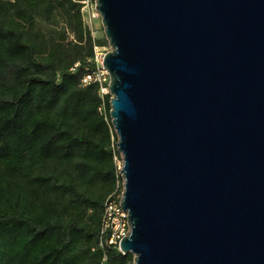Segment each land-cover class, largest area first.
<instances>
[{
  "label": "water",
  "instance_id": "1",
  "mask_svg": "<svg viewBox=\"0 0 264 264\" xmlns=\"http://www.w3.org/2000/svg\"><path fill=\"white\" fill-rule=\"evenodd\" d=\"M132 264H264V0H94Z\"/></svg>",
  "mask_w": 264,
  "mask_h": 264
},
{
  "label": "trees",
  "instance_id": "2",
  "mask_svg": "<svg viewBox=\"0 0 264 264\" xmlns=\"http://www.w3.org/2000/svg\"><path fill=\"white\" fill-rule=\"evenodd\" d=\"M56 16L73 38L35 28ZM106 43L92 38L81 0H0V264L133 262L97 246L122 179L110 94L82 78L93 45Z\"/></svg>",
  "mask_w": 264,
  "mask_h": 264
},
{
  "label": "built area",
  "instance_id": "3",
  "mask_svg": "<svg viewBox=\"0 0 264 264\" xmlns=\"http://www.w3.org/2000/svg\"><path fill=\"white\" fill-rule=\"evenodd\" d=\"M81 11L86 12L88 21L100 18L98 12L95 10L94 0H81ZM86 24L88 25L89 23L87 22ZM104 47V45H93V68L82 78L83 85L91 82L97 83L101 96L109 93V75L102 64L105 54L102 48ZM102 109L103 107H101ZM121 193L122 186L119 187L117 185L115 190L106 197L103 203L97 242V246L101 249H105L107 246H114L121 252L119 242L129 231L127 212L123 208L121 209L120 205ZM105 259L106 257L103 255L102 262Z\"/></svg>",
  "mask_w": 264,
  "mask_h": 264
},
{
  "label": "rangeland",
  "instance_id": "4",
  "mask_svg": "<svg viewBox=\"0 0 264 264\" xmlns=\"http://www.w3.org/2000/svg\"><path fill=\"white\" fill-rule=\"evenodd\" d=\"M82 18H83L84 24L89 28L90 34L94 40L105 39V35H104L103 27L100 22V18H95V20L88 21L86 12H82ZM87 22L89 23L88 25L86 24ZM35 28L39 29L46 36L51 37L54 40L60 38L61 36L62 37L69 36V38H73V34L70 32L69 28L65 24V21L60 16H56L53 20H50V21H45L43 19H37L35 23ZM63 33H66V34H63ZM103 45L105 46L104 48H102L104 52L110 49L108 46V43L103 44ZM115 159L118 161L120 165L121 159L119 160L118 158H115ZM121 186H122V181H121Z\"/></svg>",
  "mask_w": 264,
  "mask_h": 264
}]
</instances>
